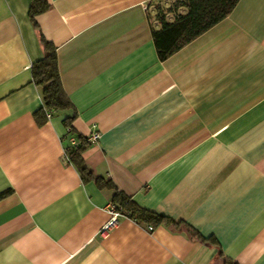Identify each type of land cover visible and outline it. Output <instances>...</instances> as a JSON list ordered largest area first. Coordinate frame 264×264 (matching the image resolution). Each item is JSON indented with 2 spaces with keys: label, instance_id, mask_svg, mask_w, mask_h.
Wrapping results in <instances>:
<instances>
[{
  "label": "crops",
  "instance_id": "1",
  "mask_svg": "<svg viewBox=\"0 0 264 264\" xmlns=\"http://www.w3.org/2000/svg\"><path fill=\"white\" fill-rule=\"evenodd\" d=\"M174 1L47 0L35 26L30 0H0V264H264V0L161 60L152 16ZM40 36L70 102L49 118ZM67 126L99 133L81 153L94 178ZM115 189L178 226L101 233Z\"/></svg>",
  "mask_w": 264,
  "mask_h": 264
},
{
  "label": "trees",
  "instance_id": "2",
  "mask_svg": "<svg viewBox=\"0 0 264 264\" xmlns=\"http://www.w3.org/2000/svg\"><path fill=\"white\" fill-rule=\"evenodd\" d=\"M237 2L238 0H177L167 8L160 4L156 5L152 17L157 21L158 28L153 29L151 35L159 59L167 58L224 19ZM49 6L47 0H30L28 15L35 26L37 24L34 17L47 10ZM179 6L186 8L185 13L176 12ZM167 13L172 14L171 21L166 19ZM40 41L43 46V57L31 64V78L36 85L41 87L43 105L39 110H43L45 114L48 111L52 114L54 111L67 108L70 102L60 84L56 68L55 47L42 36H40ZM38 122L40 123L39 120ZM67 128L72 133L71 127L67 126ZM76 139L78 141L76 147L66 148L68 160L75 166L82 179L94 178L81 158V153L89 142L82 136H76ZM95 180L99 181L97 178ZM107 184L112 186L109 180ZM110 203L114 204L123 216L137 222L148 223L149 226L159 224L168 227L178 226V223L165 216L137 207L129 197L116 189ZM187 230L194 235L189 227ZM196 236L199 237V235Z\"/></svg>",
  "mask_w": 264,
  "mask_h": 264
},
{
  "label": "built area",
  "instance_id": "3",
  "mask_svg": "<svg viewBox=\"0 0 264 264\" xmlns=\"http://www.w3.org/2000/svg\"><path fill=\"white\" fill-rule=\"evenodd\" d=\"M51 116V113L48 111L46 113V117L49 118ZM67 134H68V143L70 147H76L78 144V141L74 135L70 132L69 128H67ZM99 137L98 132H93L90 135L86 136V141L89 143L96 142ZM108 214L109 217L106 221V223L101 227V233H104L109 227L113 226L115 223H117L118 219L123 216L119 209L112 203H109L108 205ZM148 229H151V226L147 227Z\"/></svg>",
  "mask_w": 264,
  "mask_h": 264
},
{
  "label": "rangeland",
  "instance_id": "4",
  "mask_svg": "<svg viewBox=\"0 0 264 264\" xmlns=\"http://www.w3.org/2000/svg\"><path fill=\"white\" fill-rule=\"evenodd\" d=\"M154 14V13H153Z\"/></svg>",
  "mask_w": 264,
  "mask_h": 264
}]
</instances>
